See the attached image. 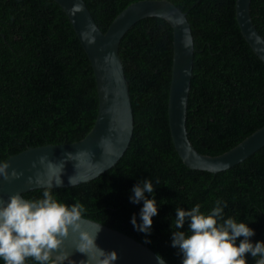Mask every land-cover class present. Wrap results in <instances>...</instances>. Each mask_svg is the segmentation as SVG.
I'll list each match as a JSON object with an SVG mask.
<instances>
[{
  "label": "trees",
  "instance_id": "trees-1",
  "mask_svg": "<svg viewBox=\"0 0 264 264\" xmlns=\"http://www.w3.org/2000/svg\"><path fill=\"white\" fill-rule=\"evenodd\" d=\"M135 1L85 0L104 32ZM170 1L187 12L196 48L189 138L200 152L218 155L264 125V61L242 34L236 0ZM251 13L264 35V0H252ZM173 41L171 24L158 16L143 18L128 30L120 56L134 110L131 143L98 177L52 191L67 204L82 203L85 217L143 242L145 234L130 223L142 202L131 203L129 195L138 180H152L161 206L147 245L171 264H181L171 246L177 206L200 203L207 210L217 199L226 201L225 218L249 222L255 230L251 239L264 240V146L217 173L190 168L183 161L168 116ZM98 112L93 67L62 6L56 0H0V159L31 146L80 140ZM43 189L24 196L40 197ZM246 261L254 264L250 254Z\"/></svg>",
  "mask_w": 264,
  "mask_h": 264
},
{
  "label": "water",
  "instance_id": "water-1",
  "mask_svg": "<svg viewBox=\"0 0 264 264\" xmlns=\"http://www.w3.org/2000/svg\"><path fill=\"white\" fill-rule=\"evenodd\" d=\"M69 16L90 59L97 81L99 112L94 126L81 140L60 144L31 146L11 155L9 173L16 178L0 177V200L12 194L41 189L51 179L52 188L69 187L87 182L114 166L128 149L134 133V110L124 64L120 56L122 38L134 24L149 16L166 19L173 28L174 55L169 89L168 116L175 148L183 161L193 169L217 173L242 162L264 146V125L231 149L210 155L200 152L189 138L187 128L188 100L191 89L195 42L187 12L170 0H138L125 7L104 32L85 0H56ZM252 0H236V16L246 41L264 61V35L258 30L251 13ZM71 153V159L65 154ZM46 156L53 165L63 164L50 175L39 158ZM35 163V167L33 164ZM57 177L63 184L55 183ZM71 178L74 183H69ZM37 179L45 183H38ZM84 226L95 231L102 226L97 244L115 250V264H156L157 252L125 232L84 216ZM77 233L65 238L62 248L76 264L87 255L75 250ZM167 261V260H166ZM167 264H171L167 261Z\"/></svg>",
  "mask_w": 264,
  "mask_h": 264
},
{
  "label": "clouds",
  "instance_id": "clouds-1",
  "mask_svg": "<svg viewBox=\"0 0 264 264\" xmlns=\"http://www.w3.org/2000/svg\"><path fill=\"white\" fill-rule=\"evenodd\" d=\"M65 155L71 159L70 152ZM39 163L48 168L50 175L63 167V164L53 165L46 156H41ZM8 169V161L0 159V177L9 179L20 175L15 170L9 173ZM37 182L45 183L39 179ZM55 183L63 184V180L57 177ZM69 183L74 181L69 178ZM129 201L142 202L139 213L131 216L130 223L135 231L145 234L143 242L150 243L153 217L161 206L152 180H138L130 189ZM202 207L196 203L190 208H175V219L170 224L171 246L178 250L181 264H247L246 254H250L254 264H264V240L251 239L255 230L249 222L232 216L225 218L227 202L220 199L210 209L202 210ZM85 214V206L79 201L67 204L58 199L52 191L51 179L40 197L26 198L15 193L6 201L0 200V261L3 264H28L29 260L32 264H76L62 248L71 232L78 234L75 250L87 255L81 264H115L117 252L97 244L102 226L90 231L84 226ZM155 259L156 264H167L159 253Z\"/></svg>",
  "mask_w": 264,
  "mask_h": 264
},
{
  "label": "bare ground",
  "instance_id": "bare-ground-1",
  "mask_svg": "<svg viewBox=\"0 0 264 264\" xmlns=\"http://www.w3.org/2000/svg\"><path fill=\"white\" fill-rule=\"evenodd\" d=\"M91 11V10H90ZM92 13V12H91ZM174 42V41H173ZM173 53H174V51H173ZM97 82V81H96ZM95 124V123H94ZM81 140V139H80ZM78 141V140H77ZM75 142V141H74ZM67 143H70V142H67ZM50 144H52V143H50ZM56 144V143H55ZM60 144V143H59ZM29 192V191H28ZM88 218V217H87Z\"/></svg>",
  "mask_w": 264,
  "mask_h": 264
}]
</instances>
